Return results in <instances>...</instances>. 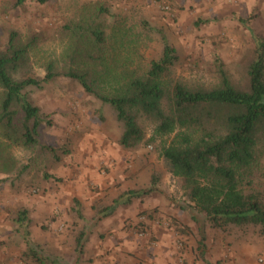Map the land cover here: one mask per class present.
Wrapping results in <instances>:
<instances>
[{"label": "rangeland", "instance_id": "1", "mask_svg": "<svg viewBox=\"0 0 264 264\" xmlns=\"http://www.w3.org/2000/svg\"><path fill=\"white\" fill-rule=\"evenodd\" d=\"M91 3L105 6L103 18L109 27L122 22V28L128 24L140 32L144 41L139 46L146 63L161 56L163 37L167 38L180 58L173 75L197 85L217 83L220 63L235 84H245L255 36H264V0H48L27 1L21 6L15 0H0V49L16 31L29 55L21 76L45 77L49 60L63 68L67 65L61 55L68 28L93 15ZM144 20L150 30H145ZM26 92L40 107L42 124L37 142L28 146L12 140L8 130L0 128V264H39L25 255L26 244L16 230L21 207L30 210L31 235L41 254L71 263L78 259L80 231H90L88 238L101 232L103 223L128 204L94 224L98 209L126 190L150 186L155 188L150 195L131 202L145 201L149 207L144 205L126 220L122 217L129 222L130 231L139 237L147 235L145 241L155 245L158 238L149 226L172 228L176 243H182L178 264H189L188 256L184 257L186 248L191 250L194 264H206L197 256L200 223L190 217L183 180L169 172L157 144L146 142L134 151L123 149L118 142L122 125L111 104L88 94L65 74L41 87L29 86ZM257 186L264 189L262 183ZM75 197L82 203L83 218L73 210ZM204 229L206 258L212 264H264V233L258 228L232 227L222 232L206 223ZM131 254V259L130 254L124 257V263L138 264L139 258Z\"/></svg>", "mask_w": 264, "mask_h": 264}, {"label": "trees", "instance_id": "2", "mask_svg": "<svg viewBox=\"0 0 264 264\" xmlns=\"http://www.w3.org/2000/svg\"><path fill=\"white\" fill-rule=\"evenodd\" d=\"M27 1L48 0H15V5ZM89 7L93 15L68 28V42L61 55L67 65L58 69L56 60H49L43 78L19 74L28 50L16 31L10 33L7 46L0 49V128L8 130L12 140L19 139L27 146L36 143L42 113L30 101L26 88L41 87L65 74L88 94L111 104L122 125L118 142L123 149L134 151L146 142L158 145L169 172L183 180L190 217L200 223L198 257L206 264H212L206 258V223L222 232L255 227L264 233V189L257 186H264V36H255L254 58L246 67L245 84H235L220 63L217 83L197 85L173 75L180 58L167 38L163 37L161 56L146 63L139 46L144 41L140 32L128 24L122 28V22L109 27L103 18L105 6L91 3ZM142 24L145 30L151 29L146 20ZM154 189L122 192L96 211L94 224ZM81 208V201L73 198V210L83 218ZM15 221L26 244L25 255L39 264L81 263L90 231H80L76 238L78 259L70 263L41 254L32 239L27 207L17 211Z\"/></svg>", "mask_w": 264, "mask_h": 264}, {"label": "crops", "instance_id": "3", "mask_svg": "<svg viewBox=\"0 0 264 264\" xmlns=\"http://www.w3.org/2000/svg\"><path fill=\"white\" fill-rule=\"evenodd\" d=\"M146 203L145 201L133 202L123 209H118V212H115L111 219L103 223L104 226L99 230L101 232H94L89 236V242L85 246L80 264H132L127 261L124 263L126 255L130 254L128 258L131 259V252L135 254L136 258H139L137 259L138 264H150L152 262L155 264H178L179 254H183L178 245L180 243H176L177 238L173 235L172 228L165 229L154 224L151 228L149 226V230L153 229L158 238L156 244L152 245L145 241L144 237L147 235L141 237L133 235L130 231L129 222L125 223L126 217L134 216L141 209L146 206L149 207ZM174 215L176 216V212ZM139 219L137 218L136 221ZM187 256L188 263L194 264L192 252L186 248L184 257ZM218 259L219 257L215 261Z\"/></svg>", "mask_w": 264, "mask_h": 264}, {"label": "built area", "instance_id": "4", "mask_svg": "<svg viewBox=\"0 0 264 264\" xmlns=\"http://www.w3.org/2000/svg\"><path fill=\"white\" fill-rule=\"evenodd\" d=\"M140 235H143V232H140L139 233ZM180 247L179 248H181V245H182V243H180V244H178Z\"/></svg>", "mask_w": 264, "mask_h": 264}]
</instances>
